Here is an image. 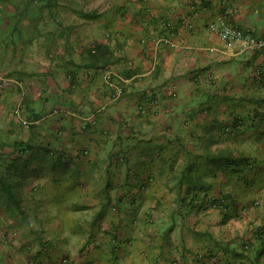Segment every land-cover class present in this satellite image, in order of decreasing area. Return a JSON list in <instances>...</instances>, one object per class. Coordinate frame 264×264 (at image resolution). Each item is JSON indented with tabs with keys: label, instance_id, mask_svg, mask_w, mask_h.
I'll list each match as a JSON object with an SVG mask.
<instances>
[{
	"label": "crops",
	"instance_id": "crops-1",
	"mask_svg": "<svg viewBox=\"0 0 264 264\" xmlns=\"http://www.w3.org/2000/svg\"><path fill=\"white\" fill-rule=\"evenodd\" d=\"M17 15L0 9V172L25 177V219L2 264H264V48L210 28L264 39V0Z\"/></svg>",
	"mask_w": 264,
	"mask_h": 264
},
{
	"label": "rangeland",
	"instance_id": "rangeland-1",
	"mask_svg": "<svg viewBox=\"0 0 264 264\" xmlns=\"http://www.w3.org/2000/svg\"><path fill=\"white\" fill-rule=\"evenodd\" d=\"M31 1L33 4H31ZM40 1V0H38ZM41 4L35 3L32 0H0V9H14L18 13L16 18H29V15H26V10L30 9H39L38 6ZM62 5V4H60ZM20 110V109H19ZM24 126H26L23 123ZM2 160H5V157H0ZM4 173V172H2ZM7 197L0 195V264L4 263L5 261V254L4 251L7 252L9 248H7L11 242L10 239L15 238L16 231H20L19 223H21L20 219H25L21 217L20 209H15L9 201L6 200ZM5 247V249H2Z\"/></svg>",
	"mask_w": 264,
	"mask_h": 264
},
{
	"label": "built area",
	"instance_id": "built-area-1",
	"mask_svg": "<svg viewBox=\"0 0 264 264\" xmlns=\"http://www.w3.org/2000/svg\"><path fill=\"white\" fill-rule=\"evenodd\" d=\"M165 28H169V22L164 23ZM210 28L217 33L219 38L226 42L228 45L232 46L236 43L243 44L245 48L250 50H260L264 48V39L255 37L251 33L245 32L238 27L231 26L226 24L225 22L220 21L219 23L212 22L210 24ZM171 30L168 29V35L171 34ZM166 38V37H165ZM110 82V85L114 87L115 91L112 95L113 99H117L123 94V89ZM105 107H102L99 110H104ZM14 113L20 114L19 108L14 109ZM26 126H28L27 121L23 122Z\"/></svg>",
	"mask_w": 264,
	"mask_h": 264
},
{
	"label": "trees",
	"instance_id": "trees-1",
	"mask_svg": "<svg viewBox=\"0 0 264 264\" xmlns=\"http://www.w3.org/2000/svg\"><path fill=\"white\" fill-rule=\"evenodd\" d=\"M33 2L35 1V3L37 4H41L40 6H38V8H42V7H47L49 9H53L56 8L58 6V0H32ZM31 4H33L31 1H29ZM221 160H223V158L221 157ZM245 160V159H243ZM7 176H16V181L14 180L13 182L7 180L5 177ZM23 180H25V177L22 178V175L20 173H2L0 172V195L7 197V201H9L8 203H10L12 206H14L15 209L19 210L20 208V203L19 200L16 196V190L20 187L19 184L20 182ZM225 200L221 198V200H215L212 202V205L216 208L221 209L222 211H227L228 209V204L224 203Z\"/></svg>",
	"mask_w": 264,
	"mask_h": 264
}]
</instances>
